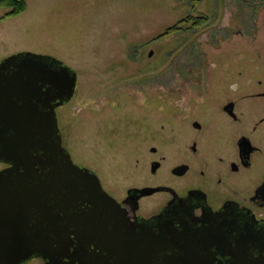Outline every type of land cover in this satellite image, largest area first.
<instances>
[{"label": "rangeland", "instance_id": "1", "mask_svg": "<svg viewBox=\"0 0 264 264\" xmlns=\"http://www.w3.org/2000/svg\"><path fill=\"white\" fill-rule=\"evenodd\" d=\"M23 1L15 17L0 8V60L48 56L75 73L63 144L117 197L149 175L150 148L164 157L154 179L168 176L189 110L216 85L264 80V0ZM188 16L207 22L159 37Z\"/></svg>", "mask_w": 264, "mask_h": 264}, {"label": "flooded vegetation", "instance_id": "2", "mask_svg": "<svg viewBox=\"0 0 264 264\" xmlns=\"http://www.w3.org/2000/svg\"><path fill=\"white\" fill-rule=\"evenodd\" d=\"M44 72L60 70L45 68ZM230 84L216 85L215 99L208 107L189 110L195 117L179 133L173 149L176 162L166 169L168 176L154 179L164 157L150 148L151 179L142 176L120 197L108 191L92 170L76 164L63 144L58 111L72 100L75 90L66 101L60 100L62 95L52 85H38L33 104L47 106L42 111L51 116L53 109L51 118L71 163L92 172L118 208L114 213L106 203L90 205L76 191L65 186L57 189L59 198L70 199L72 209L64 213L56 208L55 260L46 263L37 258L24 264L34 260L42 264H264V80L239 84L235 93ZM35 156L30 151L25 160L29 171L43 182L49 168L34 164ZM13 165L0 160V172ZM5 223L1 235L7 229L17 231L23 240L25 223L10 217Z\"/></svg>", "mask_w": 264, "mask_h": 264}, {"label": "water", "instance_id": "3", "mask_svg": "<svg viewBox=\"0 0 264 264\" xmlns=\"http://www.w3.org/2000/svg\"><path fill=\"white\" fill-rule=\"evenodd\" d=\"M151 55L152 52L148 54ZM9 61L13 62L8 64ZM11 68H16L13 73L4 72ZM45 68L60 72L47 74ZM44 83L52 85L62 95L60 100L67 101L74 93L76 75L56 59L30 53L8 58L0 64V160H10L14 164L13 168L0 172V235L6 217L26 224L23 240L17 231L7 229L5 235H1L0 264H24L37 258L46 263L55 260L54 244L59 236L54 217L58 212L70 213L72 209L70 199L59 198L57 189L65 186L76 191L78 197L90 205L106 203L114 213L118 208L92 172L71 163L51 118L53 109L51 116L42 111L47 106L39 108L33 104L36 90L40 89L38 85ZM30 151L36 154L34 164L41 169L43 166L49 168L46 174L43 171V182L40 181L42 177L35 178L29 171L31 167L25 159ZM70 174L79 176L82 181L73 180ZM96 218L99 220V216ZM38 220L41 226L37 228ZM35 229L36 234L33 233Z\"/></svg>", "mask_w": 264, "mask_h": 264}, {"label": "trees", "instance_id": "4", "mask_svg": "<svg viewBox=\"0 0 264 264\" xmlns=\"http://www.w3.org/2000/svg\"><path fill=\"white\" fill-rule=\"evenodd\" d=\"M0 8L6 9L8 12L4 15L3 18H11L19 15L25 10V3L23 0H0ZM207 22V19L204 17H193L188 16L185 19L181 20L176 26L168 28L160 38L165 37L170 33H175L180 30L183 25L190 23L191 28L199 29Z\"/></svg>", "mask_w": 264, "mask_h": 264}, {"label": "clouds", "instance_id": "5", "mask_svg": "<svg viewBox=\"0 0 264 264\" xmlns=\"http://www.w3.org/2000/svg\"><path fill=\"white\" fill-rule=\"evenodd\" d=\"M240 85L238 83H233L229 85V90L233 93L239 91Z\"/></svg>", "mask_w": 264, "mask_h": 264}]
</instances>
